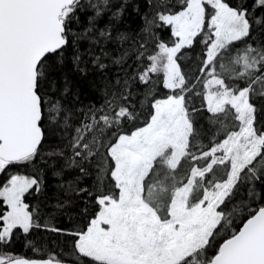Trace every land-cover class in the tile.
Here are the masks:
<instances>
[{
	"label": "snow or ice",
	"instance_id": "obj_1",
	"mask_svg": "<svg viewBox=\"0 0 264 264\" xmlns=\"http://www.w3.org/2000/svg\"><path fill=\"white\" fill-rule=\"evenodd\" d=\"M0 264H264V0H0Z\"/></svg>",
	"mask_w": 264,
	"mask_h": 264
},
{
	"label": "trees",
	"instance_id": "obj_2",
	"mask_svg": "<svg viewBox=\"0 0 264 264\" xmlns=\"http://www.w3.org/2000/svg\"><path fill=\"white\" fill-rule=\"evenodd\" d=\"M30 254V253H29Z\"/></svg>",
	"mask_w": 264,
	"mask_h": 264
}]
</instances>
